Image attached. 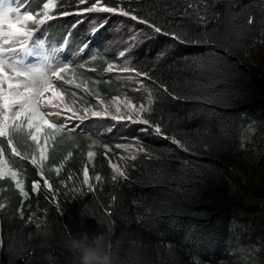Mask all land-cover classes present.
I'll return each instance as SVG.
<instances>
[{
  "label": "trees",
  "instance_id": "obj_1",
  "mask_svg": "<svg viewBox=\"0 0 264 264\" xmlns=\"http://www.w3.org/2000/svg\"><path fill=\"white\" fill-rule=\"evenodd\" d=\"M23 1L27 0H19ZM11 2L14 5L18 0ZM105 2L111 7L118 4L126 9L131 7L143 18L199 27L191 9L188 17L183 15L186 5L194 0H132L131 5L122 0ZM232 2L236 4L234 9L230 8L229 0H206L208 16L215 17L210 20L209 28L219 27L224 34L229 12H238L244 5H251L257 18L264 12V0ZM42 3L43 0H32V7ZM58 4L61 7L57 12L71 14L57 16L50 22L49 39L55 43L72 33L73 56L86 41L90 44L88 54L98 53L96 60L85 61L86 67L96 71L78 69L66 77L73 80L71 85L58 84L65 99H75L77 106L91 107L97 104L95 95L107 103L115 96L127 97L136 104L145 103V94H133L104 71L107 62L116 59L113 53L105 51L109 31L115 23L102 29L90 42L88 24L80 20L77 23L75 18L77 0H58ZM120 19L132 21L130 17ZM135 26L148 33L141 48L136 50V63L148 70L153 80L166 83L170 89L176 85L179 92L186 81L196 79L181 57L203 50L201 46L177 45L156 61L170 39L152 36L147 26L138 22ZM260 28L257 23L253 31L255 40L238 46L235 54L228 57L227 74L217 85L231 94V102L217 106L222 121L207 120L192 102L174 101L162 91H153L151 122H160L169 135L190 137L196 147L184 152L162 137L140 131L145 127L141 124H131L121 135L118 131L113 135H120L123 141L138 142L151 154L152 158L141 153L135 160L127 161L129 181L113 184L110 179L109 161L122 166L124 162L119 160L121 150L115 148L116 138H107L103 125L95 128V133L75 135L74 139L53 144L49 149L44 175L60 187V209L43 198L36 200L39 193L32 191V183L40 180L39 169L30 159L12 157L6 149L9 166L17 172L29 198L23 200L10 177L0 179V204L4 205L0 208V238L4 241L0 245V264H78L77 255L67 241L71 234L82 230L81 225L90 234L102 236L108 247L111 244L109 250L117 258V264H240L229 250L235 237L247 233L258 244L257 261L264 264V35ZM209 134L215 144L205 151L200 145L209 139ZM103 144L112 149L107 156ZM90 150L96 153L92 160L87 157ZM21 151L27 155L30 149L21 146ZM61 163L63 167L57 174L54 166ZM86 164L90 176L99 173L104 178L103 185L95 192L66 191L61 181L79 178ZM113 195L117 198L114 207ZM22 201L24 217L20 219L18 209ZM106 206L113 212L112 216L106 214ZM38 211L46 212L45 225L39 230L27 223L29 215H37ZM157 214L178 216L180 226L164 224ZM110 225L111 233L106 230ZM168 244L171 249L166 247Z\"/></svg>",
  "mask_w": 264,
  "mask_h": 264
},
{
  "label": "snow or ice",
  "instance_id": "obj_2",
  "mask_svg": "<svg viewBox=\"0 0 264 264\" xmlns=\"http://www.w3.org/2000/svg\"><path fill=\"white\" fill-rule=\"evenodd\" d=\"M123 2L131 5L132 0H122ZM229 4L232 9L236 7L232 0H229ZM59 7L61 5L58 4V0H43L42 5L36 8L32 7V0L27 4L18 0L15 6L11 0H0V179L10 177L23 200L29 198V192L25 190L17 172L9 166L6 149L12 157L30 159L31 164L39 169L40 177L44 178L45 161L49 159V149L52 145L74 139L75 135H88L84 126L92 118L110 117L116 122L144 125L145 127L140 131L162 137L177 149L189 152L197 146L190 137L181 139L174 133L169 135L163 130L160 122H151L153 91L157 93L162 91L174 101L192 102L195 110L207 120L222 121L223 116L217 106L231 102V94L219 89L217 85L224 81L227 74L228 57L235 54L238 46L247 44L250 39L255 40L253 31L257 23L261 26V35H264V12L257 18L251 5H244L238 12L230 11L229 22L224 28V34H221L219 27L209 28L210 20L215 17L208 16L206 0H199V3L194 0L188 3L183 11V15L188 17L191 9V15L196 17L198 28L180 22L173 25L167 19L143 18L131 7L126 9L121 4L111 7L105 0H77L75 11L77 23L85 14L89 17L93 14L101 17V22L92 29L94 37L99 35L100 29L108 24L110 16L119 15L130 17L132 21L147 26L154 37L162 35L170 39L164 51L157 55L156 61L175 49L177 45L201 46L203 49L181 57L185 66L196 74V79L186 81L185 86L177 92L176 85L170 89L166 83L153 80L148 70L138 63H133L132 50L137 46L138 39L148 38L144 28L134 30L128 46L118 53L119 58H122L121 62H107L104 71L121 75L126 81L135 82L139 86L136 91L142 90L147 94V106L144 103L137 105L128 98L121 99L120 96L113 97L111 102L106 104L99 95H95L96 107L83 104L77 106L75 99H65V94L58 88V84L71 85L73 80L66 77L78 69H84L86 59L94 61L98 53L89 55L87 50L90 44L86 41L76 50L77 55L82 54L81 61L74 62L73 48L69 45L67 36L55 43L48 38L50 22L57 16L71 14L68 11L57 12ZM101 14L105 15L101 16ZM90 70L96 71L95 68ZM143 78L150 83H145ZM200 79L206 82L200 83ZM76 86L80 87V85ZM72 96L74 97L75 93H72ZM111 130L107 128L108 132ZM209 140L213 143L210 144ZM214 144L215 139L209 134V139H206L200 147L207 151ZM21 146L30 149L27 155L22 154ZM101 147L106 150L105 156L112 151L108 144H103ZM115 148L129 152L128 158L131 160H135L139 153H145L152 158L138 142L117 143ZM71 155L72 153L69 152L68 156ZM95 155L94 151H88V160H92ZM64 159L66 160L67 157ZM120 159L125 162L123 166L109 161L112 169L110 179L113 184L131 179L127 170V159L123 156ZM62 167L63 163L54 166L55 172L59 174ZM82 175V186H86L88 192L97 191L98 186L104 183V178L99 173L94 177L90 176L87 164L83 167ZM40 183V180L33 181V192L38 193ZM43 183L50 192L53 190V184L47 178L43 179ZM73 191L82 192L83 188H76ZM116 199L115 195L111 197L113 207ZM22 204L23 201L18 209L20 219L24 217ZM3 207L4 205L0 204V208ZM56 207L61 208L58 200ZM105 212L109 216L113 215L107 206ZM34 217L36 213L29 215L27 223L33 224L39 230L45 225V221L42 217L36 219ZM159 218L166 225L180 226L178 216L168 215ZM114 223L115 221H112L111 225ZM111 225L106 229L109 233L112 231ZM3 243V239L0 238V245ZM166 247L171 249V244Z\"/></svg>",
  "mask_w": 264,
  "mask_h": 264
},
{
  "label": "rangeland",
  "instance_id": "obj_3",
  "mask_svg": "<svg viewBox=\"0 0 264 264\" xmlns=\"http://www.w3.org/2000/svg\"><path fill=\"white\" fill-rule=\"evenodd\" d=\"M105 15V14H101ZM77 19V17H75ZM56 20V19H55ZM79 20L83 21V20H87L88 24H89V31L88 34L92 36V29L95 25H98L101 22V17L97 16L95 14H93L91 17H89L87 14L80 17ZM122 22V23H121ZM136 21H128V20H124L122 21L121 19L117 22V27L113 28L111 30V39L107 44V50L108 51H113L115 53H119V51L124 50L130 40L129 38L132 35V32L134 30H138L139 28H137L135 26ZM142 43V37L138 39V43L137 46L135 48H133V54L134 51L136 50L137 47L140 46V44ZM119 78L122 79L121 75L116 74ZM127 75V74H124ZM123 82L125 83L126 86H128L135 94H141V95H146L147 94L145 92L141 91H136V89L139 87L135 82L133 81H126L124 79H122ZM124 99V98H121ZM111 102V101H110ZM134 103V102H133ZM141 103H137V105H139ZM145 106H147V99L145 101ZM97 106V105H96ZM94 106V107H96ZM101 125H104L105 127V132H106V137L110 138L112 137L117 131L120 132V135L122 134L123 130L131 125L128 122H116L111 120V118H92L90 121H87L85 123V128L87 130V132L92 131L93 133H95V128L100 129ZM107 128H111V132L107 131ZM94 130V131H93ZM78 131H80L78 129ZM120 135L117 136H113V138H116L115 143H129V144H134L130 141H123L120 137ZM121 150L120 153V157L123 156L127 159V161L131 160L130 158V153L125 151V150ZM141 153L137 154L140 155ZM119 157V160H121ZM124 162V160H121ZM112 163H116V162H112ZM125 163V162H124ZM82 179H83V175L82 177H80L81 180V184H82ZM78 183V182H77ZM72 186V185H71ZM86 187V186H84ZM251 234L247 233V234H243L242 237H239L234 241V244L231 246L229 252L231 254V256L234 259H237L239 262H241L240 264H261L259 261H257L258 259V244L255 243L254 240H252L251 238Z\"/></svg>",
  "mask_w": 264,
  "mask_h": 264
},
{
  "label": "clouds",
  "instance_id": "obj_4",
  "mask_svg": "<svg viewBox=\"0 0 264 264\" xmlns=\"http://www.w3.org/2000/svg\"><path fill=\"white\" fill-rule=\"evenodd\" d=\"M81 229L71 234L67 241L69 248L77 255L78 264H117V258L111 253L102 236L90 234L83 225Z\"/></svg>",
  "mask_w": 264,
  "mask_h": 264
}]
</instances>
